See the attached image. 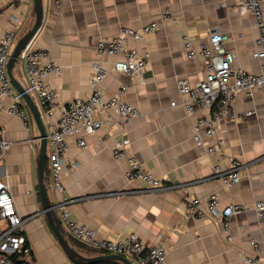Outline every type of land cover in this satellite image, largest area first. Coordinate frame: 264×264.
<instances>
[{"label": "crops", "instance_id": "crops-1", "mask_svg": "<svg viewBox=\"0 0 264 264\" xmlns=\"http://www.w3.org/2000/svg\"><path fill=\"white\" fill-rule=\"evenodd\" d=\"M55 1L43 0V22L31 44L46 50L61 66L59 74L47 78L57 93V103L86 98L91 92L94 68L101 64L108 69L99 86L101 94L117 95L124 86L121 98L140 110L127 123H122L115 111L100 113L103 125L87 135L86 147L69 145L59 188L50 176L47 146L49 195L59 205L58 218L61 206L66 205L70 217L93 229L98 237L123 239L135 234L147 245L163 246L171 264H244L245 256L254 254L250 240H256L259 249L254 264H264V231L254 210L231 215L228 232L213 215L202 219L185 216L188 199H203L212 193L219 197V208L264 200V89L256 90L251 97L238 94L232 110L239 115L246 111L252 114L237 121L221 119L214 135L203 138L205 145L221 140L220 151L215 153L202 151L192 138L194 121L209 113L197 104L191 114L180 104L170 106L171 101L180 103L183 99L178 94V81L194 84L205 76L208 58H188L181 45L184 34H189L197 45L207 44L211 32L220 31L226 36L223 48L235 54L233 66L250 72L258 70V61L251 56L257 34L252 16L237 12L238 0H59L61 6ZM32 6L33 0H0V38L17 26V41L32 23ZM163 11L170 12V21L161 23ZM152 21L160 23L157 30L139 43L128 45L150 52L142 82L111 69L119 57L95 52L97 41L115 36L120 27L139 28ZM13 75L26 87L19 57ZM30 96L45 125L49 119L44 109L36 95ZM10 98L4 99V105ZM58 114L56 110L55 116ZM37 134L30 114L28 124L23 125L16 116L0 113V136L10 142L0 165V180L9 186L19 214L29 218L23 235L33 263L74 264L40 214ZM115 146L127 156L136 157L147 172L162 179L165 187L142 192L143 182L125 177L127 161L112 158ZM231 159L242 164L241 175L235 186L226 187L214 177L213 167L225 168ZM60 223L66 233L65 224ZM72 240L92 248L72 238L73 245ZM83 247L75 246L86 255ZM100 254L107 253L94 255Z\"/></svg>", "mask_w": 264, "mask_h": 264}, {"label": "built area", "instance_id": "built-area-1", "mask_svg": "<svg viewBox=\"0 0 264 264\" xmlns=\"http://www.w3.org/2000/svg\"><path fill=\"white\" fill-rule=\"evenodd\" d=\"M61 6L59 0L55 1ZM238 13H249L254 22L257 34L254 39L252 58L258 61V70L247 71L234 67L235 54L223 48L226 39L224 33L212 31L208 43L195 44L189 34L181 38V45L188 58L197 55L208 58L204 64L205 76L194 84L178 81V94L183 98L180 103L171 101L170 106L180 104L186 113L191 114L194 105L202 106L207 113L196 119L192 125L193 141L202 151L215 153L220 151V141L213 145H205L203 138L211 137L216 131L219 120L237 121L252 114L246 111L239 115L231 106L238 94L247 97L253 96L256 90L264 89V0H238ZM161 23L170 21V12L160 14ZM158 22L139 28L122 26L118 33L108 39H100L94 45L99 56L119 57L113 61L111 69L123 73L131 79L143 81V71L149 60V50H139L128 46L130 43H139L143 38L153 33L159 27ZM17 26L8 29L0 38V113L6 111L20 119L23 125L28 124L29 111L22 104V95L13 92V85L8 77L6 64L17 37ZM19 58L24 65L27 78L25 91L29 95H36L39 105L44 109L47 132V161L50 176L55 187H60L63 168L67 165L66 152L71 143L80 149L86 147V137L94 134L103 125L100 113L115 111L122 123H127L140 114L137 106L121 98L125 87H121L117 95L103 96L99 86L108 74L101 64L94 68L90 80L91 92L86 98H76L64 104H58L57 93L47 78L50 74H59L61 66L53 61L46 50L33 48L31 40L21 51ZM10 102L4 105L5 98ZM56 110L59 112L55 116ZM10 147V142L0 136V165ZM112 158L115 161L126 160L128 169L125 177L128 180H137L144 183L141 190L157 192L165 186L160 177L147 172L141 162L134 156H127L120 146L112 149ZM242 164L237 159H231L227 167L214 166V177L226 187L235 186L240 179ZM219 197L216 193L203 199H188L185 216L197 219L213 215L219 221L224 232L229 230L230 216L241 211L254 210L264 231V200H257L251 205H227L219 208ZM31 218V217H30ZM60 221L66 226V233L84 244L105 253L122 255L135 264H171L166 258V250L161 245H147L135 234H129L123 239H105L97 236L90 227L73 220L66 205L61 206ZM29 218L22 217L15 205L14 197L9 186L0 180V264H34L30 246L23 235L24 223ZM228 240L231 237L227 235ZM253 248L251 255H246L244 264H254V255L259 249L256 240H250Z\"/></svg>", "mask_w": 264, "mask_h": 264}, {"label": "water", "instance_id": "water-1", "mask_svg": "<svg viewBox=\"0 0 264 264\" xmlns=\"http://www.w3.org/2000/svg\"><path fill=\"white\" fill-rule=\"evenodd\" d=\"M33 19L31 25L27 30L19 36L15 42L13 49L10 53L6 64L8 77L14 89L22 95V100L26 105L31 119L38 131L36 139L38 140V153L35 159L36 162V178L38 186V195L40 197L41 210L40 214L44 215L47 223L53 232L58 244L66 257L74 264H102V263H118V264H135L128 258L118 254H100V255H84L81 254L72 244L71 240L65 233L58 215L57 209L59 205L53 203L50 199L49 191L50 186L47 179V161H46V148H47V132L43 123L41 114L32 97L25 91L24 87L20 85L13 75V66L18 59L21 51L26 44L34 37L36 32L42 25L44 12L43 0H33Z\"/></svg>", "mask_w": 264, "mask_h": 264}, {"label": "trees", "instance_id": "trees-1", "mask_svg": "<svg viewBox=\"0 0 264 264\" xmlns=\"http://www.w3.org/2000/svg\"><path fill=\"white\" fill-rule=\"evenodd\" d=\"M68 237L70 238V240L72 239V237H70L69 235H68ZM73 241V240H72ZM74 242V245L79 249H81L83 246L80 244V243H78V242H75V241H73ZM74 246V247H75ZM76 248V249H77ZM77 249V250H78ZM83 249H85V250H87L86 252V255H94L95 253H99V252H101V251H98V250H96V249H93V248H89V249H86L85 247H83ZM95 252V253H94Z\"/></svg>", "mask_w": 264, "mask_h": 264}]
</instances>
